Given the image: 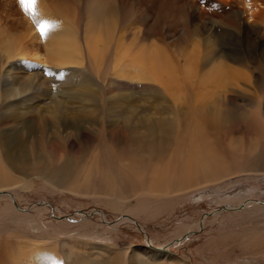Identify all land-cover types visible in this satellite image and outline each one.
<instances>
[{
    "label": "bare ground",
    "instance_id": "obj_1",
    "mask_svg": "<svg viewBox=\"0 0 264 264\" xmlns=\"http://www.w3.org/2000/svg\"><path fill=\"white\" fill-rule=\"evenodd\" d=\"M9 8L2 41L26 30L28 46H42L51 67L31 64L35 71L21 61L0 76V111L9 104L0 114V188L11 173L36 174L137 215L230 178L264 175V0H36L28 11L11 0ZM6 52L11 60L18 50ZM23 69L34 70L30 79L44 90L36 97L45 111L34 122L9 102L27 89L26 77L14 75ZM47 76L79 78L90 88L70 95L75 105L46 102ZM92 126L98 143L107 128L126 138L110 139L114 160H100L97 143L78 161L70 153L51 164L54 154H67L61 142L72 150L75 137L92 143ZM240 240L264 253V231ZM15 244L0 240V264H63L51 244ZM167 246L111 253L107 264H176ZM69 247L65 263L74 264Z\"/></svg>",
    "mask_w": 264,
    "mask_h": 264
},
{
    "label": "rangeland",
    "instance_id": "obj_2",
    "mask_svg": "<svg viewBox=\"0 0 264 264\" xmlns=\"http://www.w3.org/2000/svg\"><path fill=\"white\" fill-rule=\"evenodd\" d=\"M10 1L0 0V20H4L9 28L12 17ZM3 32L0 30V76L5 75L8 68L17 67L21 61H25L24 66L30 65L33 69L31 64L51 67L45 63L42 46H28L26 30L10 36L5 32L9 36L5 41H2ZM12 47L18 52L10 60L6 51L10 52ZM34 70H16L14 75L26 77L28 86L27 89H20L21 95L9 100L16 112L28 113L27 120L31 119L30 122H34L33 118L44 112L46 107L36 97L41 96L44 90H38V85L30 79ZM46 80L50 83L46 88L51 93V99L45 98L46 102L62 99L75 105L69 99L70 95L90 88L79 78L68 82L62 78L58 82L57 78L47 76ZM17 87L20 88V84ZM0 88L3 95V82ZM7 105L0 114L8 109ZM22 127L20 125V129ZM92 127L95 136L92 143L75 137L73 140L77 147L72 150L69 142H61L59 147L67 154H54L51 164L62 165L70 153L74 154V162L78 161L80 154L85 155L87 149L91 150L100 140L99 126ZM48 130L52 132V125ZM107 130V135H103L98 143L101 146L99 158L104 161L114 160L110 139H126L122 133L113 136L111 130ZM118 130L116 128L115 132ZM109 169L110 172L114 170ZM13 175L10 174L13 181L8 187L0 188V240L16 241V249L17 245L28 249L29 245L51 244L66 264L64 246L67 245L74 254V264H98V261L107 264L111 253L125 250L129 254L133 250L149 253L153 247L169 245L167 248L176 257L175 261L172 260L176 264H264L263 252L257 253L253 248L251 250L240 244L245 234L264 231V175L230 178L222 184L209 185L162 203H153L137 215L108 206L107 200L98 199L96 194L84 195L73 188H64L56 179H50V182L36 174L29 177ZM112 176L118 177L115 174ZM128 256L130 258L131 255ZM167 263L171 264L169 260Z\"/></svg>",
    "mask_w": 264,
    "mask_h": 264
},
{
    "label": "snow or ice",
    "instance_id": "obj_3",
    "mask_svg": "<svg viewBox=\"0 0 264 264\" xmlns=\"http://www.w3.org/2000/svg\"><path fill=\"white\" fill-rule=\"evenodd\" d=\"M21 4L24 5L25 10L28 11L32 8L33 5H35L36 0H20ZM46 29V25L45 24H41L40 25V31L43 33ZM49 74L51 75L52 73L49 72Z\"/></svg>",
    "mask_w": 264,
    "mask_h": 264
}]
</instances>
